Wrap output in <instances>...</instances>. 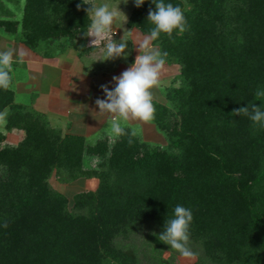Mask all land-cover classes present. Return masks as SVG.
I'll return each mask as SVG.
<instances>
[{
    "label": "trees",
    "instance_id": "1",
    "mask_svg": "<svg viewBox=\"0 0 264 264\" xmlns=\"http://www.w3.org/2000/svg\"><path fill=\"white\" fill-rule=\"evenodd\" d=\"M14 1L0 0V30L32 51L85 38L90 5L81 0H25L20 20L4 7ZM164 2L187 20L183 34L152 40L179 69L164 92L170 104L153 101L165 145L129 126L94 143L61 135L11 87L0 89L4 130L22 132L10 144L0 130V264H141L116 239L144 224L161 233L177 205L192 210L191 241L210 262L264 264V127L231 115L249 103L264 107L255 96L264 89V0ZM149 8L152 0L133 5L128 17L146 35ZM52 174L98 183L69 205L49 185Z\"/></svg>",
    "mask_w": 264,
    "mask_h": 264
},
{
    "label": "rangeland",
    "instance_id": "2",
    "mask_svg": "<svg viewBox=\"0 0 264 264\" xmlns=\"http://www.w3.org/2000/svg\"><path fill=\"white\" fill-rule=\"evenodd\" d=\"M24 2L25 0L5 2L4 7L11 11L14 19L20 20ZM95 2L97 5L103 3L115 5L119 0H95ZM133 5V0H128L127 5L123 2L118 5L127 16V21L122 28L116 29L113 36L116 40L120 38L128 40L127 59L94 61L102 55V50L89 47L91 37H78L75 45H66L63 48L54 44L51 49L45 50L41 45L36 52L17 42L14 36L0 30V51L14 49L23 50L25 53L22 61L15 60L12 64L10 87L14 90L15 101L42 113L49 127L61 135H82L88 143H94L105 136L109 139L115 137L117 133L114 132L111 124L113 117L110 114L98 113L95 100L104 98L101 85H107L110 90L114 87L115 82L112 81V77L119 76L134 62L138 55V40L149 36L128 25V17ZM151 45L159 50L152 41ZM178 72L176 63H164L161 83L152 89L154 101L170 104L164 92ZM120 123L121 126H129L146 142L161 146L167 142L164 134L152 121L121 120ZM0 130L5 134L7 143L15 144L22 138V132L19 130H4L3 119H0ZM88 160L95 162V158L86 156L85 161ZM48 182L53 189L63 193L71 205L75 193L94 190L98 179L92 176L64 182L52 174ZM159 233L152 225L144 224L127 237L117 238L116 244L124 250L134 252L141 264H214L206 258L199 244L191 241L190 246L197 255L193 258H185L160 241Z\"/></svg>",
    "mask_w": 264,
    "mask_h": 264
},
{
    "label": "clouds",
    "instance_id": "3",
    "mask_svg": "<svg viewBox=\"0 0 264 264\" xmlns=\"http://www.w3.org/2000/svg\"><path fill=\"white\" fill-rule=\"evenodd\" d=\"M82 4L90 5L86 8L87 17L90 20L85 37H91L89 47L101 48L102 55L94 61L127 59L129 52L128 40L113 38L117 28H122L127 21V16L119 9L123 2L119 0L115 5L103 3L97 5L95 0H81ZM135 7L139 8L145 0H133ZM155 10L149 8L147 20L153 25L149 36L138 40L134 62L119 76H113L114 87L110 90L107 85H101L104 98H97L95 105L100 114H110L112 128L118 135H123L125 129L120 121L140 120L150 122L155 119L156 108L152 89L161 83V70L165 63L167 53L151 45L161 34H165L170 40L173 33L183 34L187 30V20L180 6L165 3L164 0H152ZM81 4H77L79 9ZM115 25V28H114ZM125 31V30H124ZM23 50L0 51V89L7 90L11 85V69L15 60L23 59ZM256 100L264 101V89H257ZM262 105V104H261ZM249 103L232 110L233 116H247L254 125L264 127V107ZM5 114H0V119ZM135 133H133L134 135ZM131 143V141H129ZM193 221V213L190 208L182 205L175 206L173 217L163 225V231L158 234V239L178 251L185 258H193L197 254L191 248L190 226ZM4 227L8 226L5 221Z\"/></svg>",
    "mask_w": 264,
    "mask_h": 264
},
{
    "label": "crops",
    "instance_id": "4",
    "mask_svg": "<svg viewBox=\"0 0 264 264\" xmlns=\"http://www.w3.org/2000/svg\"><path fill=\"white\" fill-rule=\"evenodd\" d=\"M11 74V73H10ZM15 94V93H14Z\"/></svg>",
    "mask_w": 264,
    "mask_h": 264
}]
</instances>
